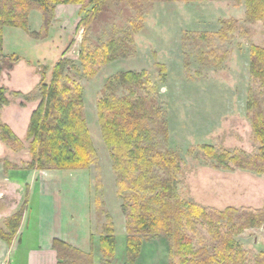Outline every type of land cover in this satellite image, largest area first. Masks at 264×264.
<instances>
[{
  "label": "rangeland",
  "instance_id": "1",
  "mask_svg": "<svg viewBox=\"0 0 264 264\" xmlns=\"http://www.w3.org/2000/svg\"><path fill=\"white\" fill-rule=\"evenodd\" d=\"M246 11V0L149 2L141 16L142 26L137 30L132 21L138 20L140 15L127 4L120 3L94 25L89 48L114 41V50L121 56L102 65L91 78L84 74L80 59L83 28L78 25L87 15V11L81 14L80 5H57L47 36L43 38L30 34L39 31L43 24L42 11L37 8L29 14V32L20 27L4 28V52L17 53L23 59L12 70L5 69L0 74V85L7 88L6 95L10 99L9 105L0 108V123L12 128L23 141V147L14 150L0 140V159H7L24 169L31 160L30 141L26 135L31 115L41 102L40 65L47 67L46 82L50 83L55 64L68 58L74 67L68 69L69 74L83 86L84 112L98 159L87 169L61 171L60 178L45 182L50 191L58 183L66 189L61 197L65 202L61 212L63 221H69L65 230H78L80 234V219L89 207L94 225L90 249L94 264H104L100 240L107 211L116 238L110 264H169L171 261V241L164 235L145 239L135 262L128 260L126 218L97 108L107 79L117 73L145 71L147 79L157 87L156 95L165 110L168 128L167 142L161 144L160 140L161 148L177 151L185 161L177 185L182 198L218 209L264 206V174L239 168H219L200 149L201 145L209 144L243 150L250 155L259 153L261 145L254 136L248 101L255 93L264 97V86L251 73V45L264 47V21L247 22ZM226 21H231V28L223 38L200 41L193 36L217 33ZM214 50L220 55H215ZM158 64L165 66V76ZM16 91H37L38 96L36 100L26 102L23 95H14ZM122 93L120 90L119 94ZM41 171L49 175L58 170ZM55 196L57 198L58 194ZM13 200L16 198L0 197V219L12 210ZM20 201L17 198V202ZM29 202V208L24 202L18 209L26 211L28 208L29 211L30 226L26 224L24 228L23 246L13 251L5 264L9 259L12 264H23L24 242L34 241L37 218L43 221V217L49 216L51 220L54 215V207L39 187ZM72 213L77 217H72ZM71 221L75 222L74 227ZM198 227L209 239L207 227ZM237 239L247 252V264H256L257 255L264 251V227L245 230ZM3 248L8 249L6 245H0V259L5 256L6 249Z\"/></svg>",
  "mask_w": 264,
  "mask_h": 264
},
{
  "label": "trees",
  "instance_id": "2",
  "mask_svg": "<svg viewBox=\"0 0 264 264\" xmlns=\"http://www.w3.org/2000/svg\"><path fill=\"white\" fill-rule=\"evenodd\" d=\"M156 1L195 0H0V74L5 69L12 70L23 59L17 53L4 52V28L20 27L29 32V14L35 8L43 14L41 29L30 32L37 38L47 36L57 5L78 4L81 14L87 11L78 27L83 28L80 51L83 72L91 78L102 65L121 56L114 50V41L89 48L94 25L103 16H108L116 5L125 3L140 15L138 20L132 21L138 30L146 5ZM246 5L247 22L264 21V0H246ZM89 7L91 9L87 10ZM229 28L231 21H226L217 33L193 36L200 41L223 38ZM212 52L220 55L216 50ZM71 62L68 58L60 59L54 66L50 83L46 82L47 67H39L41 102L33 111L27 130L31 160L25 169L82 170L98 159L84 112L83 86L68 72L70 67L74 68ZM158 66L165 76V66ZM251 73L264 86V47L256 44L251 45ZM146 76L145 71H124L109 77L103 96L97 102L102 135L110 151L117 194L126 218L129 262L134 263L138 258L145 239L164 235L171 241L169 264H247V252L237 237L245 230L264 227V206L218 209L185 200L178 194L177 185L185 161L177 151L161 148L160 140L163 144L168 139L165 110L156 95L157 87ZM120 90H123L121 95ZM7 91L0 85V108L10 103ZM37 91H16L14 95H23L26 102H31L37 99ZM248 108L255 139L261 145L259 153L250 155L243 150L209 144L201 145L200 149L219 168H239L264 174V97L252 94ZM0 140L14 150L23 147V141L6 123H0ZM0 163L6 170L21 169L7 159H0ZM97 203L101 205L100 201ZM24 212L21 208L4 222L0 238L12 243ZM106 216L100 249L104 264H110L116 238L108 211ZM199 225L207 227L209 239L200 231ZM53 248L57 251V264H94L92 250L84 251L60 238H54ZM255 261L264 264V251Z\"/></svg>",
  "mask_w": 264,
  "mask_h": 264
},
{
  "label": "crops",
  "instance_id": "3",
  "mask_svg": "<svg viewBox=\"0 0 264 264\" xmlns=\"http://www.w3.org/2000/svg\"><path fill=\"white\" fill-rule=\"evenodd\" d=\"M61 171L65 170L51 171L48 175L44 174L43 171L38 169L21 168L6 170L5 167L0 164V186H2L0 189L3 191V194L1 193L0 197H7L10 200L16 198V201L13 200L15 202L12 204V206H14L9 214L7 216L1 217L0 228L4 227V222L18 211L21 203H24L27 200V207L29 208L28 204L31 203L29 201L31 200L32 196H34V192L37 187H39L42 194H44L49 199L51 207H54L52 209L54 211V215L51 217V220L49 216H47L46 219L43 217V221L40 218L39 220L37 218L38 226H36L37 229L33 233L34 241L24 242L25 247L23 251V264H57L58 255L57 251L53 248L54 238L63 239L84 251H90V249H92L94 225L92 222V214L89 213V207L87 208V213H85L82 216V219H80V234L78 233V230H65L64 226L69 221H63L61 212L65 202L61 197L64 196L66 189L60 185V183H58L56 184L57 187L51 189L50 191L48 189V184L45 182L51 178H60L59 172L61 173ZM63 180L64 179L61 178V181ZM21 191L24 192L23 195H21ZM57 194L58 196L56 198L55 195ZM17 198H19L21 201L17 202ZM28 208L23 214L18 233L14 237L12 243L9 244L6 240L0 238L1 247L6 245L8 248H3L4 250L6 249L4 252L5 256L0 259V264H5L4 262L7 261L8 256L13 253V251L15 252L20 250V246H23L24 228L26 224L27 226H30ZM60 213L61 215L58 217L57 215ZM71 216L77 217V215L74 213H72ZM74 223V221H71L72 227H74ZM48 227L53 230H50ZM28 238H30V236ZM8 261V264L13 263L10 259Z\"/></svg>",
  "mask_w": 264,
  "mask_h": 264
}]
</instances>
